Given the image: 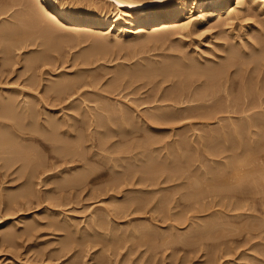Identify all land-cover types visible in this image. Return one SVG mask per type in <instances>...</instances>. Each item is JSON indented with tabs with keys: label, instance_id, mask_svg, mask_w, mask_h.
I'll return each instance as SVG.
<instances>
[{
	"label": "rangeland",
	"instance_id": "374dc122",
	"mask_svg": "<svg viewBox=\"0 0 264 264\" xmlns=\"http://www.w3.org/2000/svg\"><path fill=\"white\" fill-rule=\"evenodd\" d=\"M16 1L19 2L18 3V5H19L21 3L20 1H22V0H15V3H14V0H0V4L2 5V6H0L1 7L0 9H2V8L6 9L8 7L9 8L11 7V11H10L11 15H9L10 14V12H9V14H7L8 15L7 19H5V18L3 20L0 19L3 23L6 20L7 21H11V20L14 21V19H10L13 17L12 12H13L14 17L18 19L17 24H20V20L22 22L23 19L24 20L26 19V17H24L25 16L24 14L26 13V10H25L26 8L25 7L23 8V6L26 3L24 5H22V4L19 5L20 6L19 7L18 5H15ZM34 1H36V0H34ZM75 1H78V0H69V2H74L76 4ZM79 1L82 4L91 5L92 7L96 8V9H101L102 11L108 10V12L110 11L109 12L110 15H113L115 17L120 16V13H118V11H116L117 10L115 8L116 6L112 3L111 0H79ZM260 1H262V0H260ZM263 2H264V0H263ZM263 2H261V3L264 5ZM22 3H24V1ZM232 5L236 6V2L232 3ZM262 7L264 10V6H262ZM113 10H115L114 14H112ZM22 11H25L24 14ZM195 14L199 15V13H196V12H195ZM20 16L21 17L23 16V19L22 18L19 19ZM255 16H257V20H256V18H254ZM255 16H253V18H251L252 17L251 15H250V17L248 16L251 19V22L249 21V23L256 21L257 24L256 23L253 24L252 28L253 29L259 28L260 29L263 25V23H261V22H262V18H264V15L262 14V12H258ZM0 18H2V17H0ZM260 19H261V21H260ZM1 21H0V23L3 24ZM221 21H224V19L223 20L220 19L218 21L215 20L214 22L211 23L212 25L206 24V25L197 26V28L195 27V30L193 28L192 29L193 32L194 31H196V32L193 33V35H191V37L188 36L189 38L187 37V35L185 37L183 33L177 34V32H176V34L174 33V34L170 35L171 39L168 36L169 40L166 38V36H167L166 35L165 37L163 36L164 38H162V37L158 38V36L151 37V38L149 36H143L142 38H136L133 40H129V42L126 41L123 43L121 41L124 46H129L128 47L129 50L132 49L130 47H133V49L135 47L142 49V53L140 50H139L140 52L138 51V54L139 53H141V54H139L138 56L135 55L134 57H129V59H128V51H127L128 48H126V47L124 48V46H122V44L120 42L118 44L119 45L121 44L120 46H122V48H124L125 50L127 49L126 50L127 58L125 57L126 54L124 53L125 52L124 49H122L124 52H122L118 49L117 50L120 51L121 53H124L125 55L124 54L119 55L118 54L119 52H116L117 54L112 53L113 54L112 55L111 51H110V53H108L109 49L106 50V53L104 52L105 51L104 48L99 46V43L102 42L101 40L105 41V39H106V42L108 41L107 38H105L106 36H103L105 33L100 34V33H94L93 32V34H92V32L84 33L85 31H82V32L80 31V33L77 32L78 33L77 36H79L81 34L80 37H78L80 41L78 40L77 37H73V38L68 37L69 39H67V37H66L65 41L63 40L64 38H62V41H64V43H66V44L60 42V43H62V45L61 44L58 45L60 48L57 47L56 50H55L54 44L51 43V44H53L52 45V47H53L52 51L50 50L52 48L50 46V44H49V46L51 48L49 46H44V47L48 48L47 50H45L46 48L43 49L44 51L40 50V49L44 48L41 45L40 46L36 45V46L28 47V48L18 49L15 51L13 48H11L13 50L9 49V51H12L13 53L11 54L9 52L12 55V57L10 56V63L8 65L9 68H8V66L6 68L4 67V69L0 67L1 68L0 71L1 70L4 71V72L3 71L0 72V77H1L0 78V87H2L4 85L5 89L6 88L15 89L17 87L16 88L17 90L20 89V90H24V91H29L25 88L26 83H28L25 81H27L26 79L28 78V76L32 75L33 77H36L35 79H38V83L40 82V87H38V89L33 88V90L29 91V92L31 93L32 96L36 95V97L38 96V94L45 96V98L50 97V99L47 98L48 100H50L49 106L54 105V104H52V103H54L53 99H52L54 97L52 96V93L49 92V90H46V89H49V88H46L47 86L48 87L51 86L50 84L52 82H55L54 80H56L57 83L59 81H61V82L64 81L65 76H66V78L67 77L68 78H71V77L74 78V76L79 75V74L82 76L84 75L83 76L84 80L82 79L83 81H81L82 82L81 86L78 88L79 92L77 91L76 95L73 94L71 96V98L67 100L66 103L64 102V103H61L59 105L55 101V103H57V105L53 106L55 108H51L52 107L51 106L49 108V111H46L44 108L41 107V106H43V103H40V105L37 104L38 108H40L39 109L40 111H46L45 112L46 115H45V113L42 112L43 113L42 117H45L48 114H50L51 116L53 115L52 117L54 118V116L56 117V114H57V116L59 118L58 117L54 118L56 121H57V119H60V121H62V122L65 121L63 124L61 123V126H60L61 128L65 126V128L61 129L59 127V129L61 131L64 130V132L62 131L64 134L61 131L60 132L62 134L57 132L59 129L56 131L58 133L57 134L58 140L60 138L61 140L65 141L66 144L68 142L69 144L67 146H69L72 143L73 144V145L71 144L72 147L77 148L76 150H77L78 156H80L81 158L83 157V159H82V162H78L77 164L76 163H73V164L70 163V164H68V166L66 165V167L68 169L73 167V168H76V170L73 169V171H72V169H70L71 171L70 170L65 171V169H66V167L64 165L65 163L64 164L62 163V159L59 157L58 154H54L55 151H53L52 146H49V148H48V147H43L39 143H36V142H32V141H28V140H25V142H24V140H21L25 146L28 145L30 147H33L38 152L37 155L39 154L40 157L44 153V155H42V157H41V158H43L42 159L43 162L47 161V162H51V163L52 162L57 163V166L55 167L54 170H52V172L50 174L47 173L43 176V178H44L46 175L49 174V176L51 177V175L55 174L54 177L52 176L53 179L51 178V180H49V182H48L49 184H47L48 186L47 185L45 186L44 185L45 183L39 184V182H38V184L35 185V187H34L35 191H36L35 196L37 197L39 195L38 196L39 198L38 197L36 198L34 196L33 197L34 199H31L32 201L30 200V202H29L25 198L22 199L20 197L18 200L16 199L15 201H13L11 203L12 205L11 204L9 205V202L11 201V200H9V198H12L14 196H20L22 194V192L25 191V189H26L24 186L25 179H22L23 177L21 175H19L20 174V170L18 169L19 165L18 166L16 165L18 167V168L16 167L17 169L14 167L11 171H9L8 173H5L6 175H3V176L0 175L1 176L0 177V184L2 185V186L0 185V200H1L0 202H2L4 198H6V197L8 198V199L7 198L4 199V201L7 203L4 202L5 204H3V202H2V204H0V206H2V207H0V264H212V263L213 264H218V263L219 264H264V192H261L264 188L260 189L258 187L256 190L258 191L260 189V192H261V194H260L258 191V193H259L258 194L255 191V186H254L257 184V183H255L256 180L252 181L251 180L252 177H250L251 179L248 177L249 180H251V183H250V181L247 183L248 186H247V184H245V182H244V184H241L243 181H246L247 176H246V179L242 178V179H244L243 181L241 179V181H242L241 183L236 182L235 184H232L234 186H232V187L230 186L231 190L229 188L226 192L223 191V189H222V185H223L222 182H219V181H221L220 178L225 177L224 175H229V174L235 175V172L232 173L231 171L227 170V172L228 171L230 172V173L228 172L229 173L228 174L226 172V167H225L226 165L227 166L230 165L229 168L227 167L228 169H230L231 166H232L231 168H237L239 166V165L237 166V164H235L233 162H232L233 164L232 163L230 164V162H231L230 158H232L231 156L233 154L237 158L240 155H241L240 156L241 158L242 157L245 158V161H246L245 164L247 167H245V164H244V167H242V169H246L247 172H249V169H251L250 170V171H252L251 173L256 172L257 168L256 169L254 168L256 166L255 164H258V162H260V161L262 163H264V150H263L264 147H263V149H261L262 146H264V145H261V144H264L263 143L264 141L260 144L255 139H253V141H252V139L250 137V135L252 137H254V135L256 136V134L258 133L256 127H258L259 125H256V124L259 121H262V122L264 121V120H262L263 119L262 116L264 115V109H263V107H264V90L261 89V91L259 93V95H261L260 99H259V97L257 98V96H256V100H260V101H259V104H257L258 101H257V103L255 102V104H257V106H258L257 109H255L256 105L255 104L253 105L254 111L252 110V107H251L250 111L247 110L249 113H247V111H246V114L245 113L243 114L242 110L239 111L236 109H231L230 110L231 114H229V112H226V114H225V112H224V114H220L219 117L220 118L223 117L222 119H224L225 121L221 120L222 122L219 121L218 123L214 122V121H210L209 124H212V125H210V127H208L209 124H206L207 122L204 123L203 121H201V119H199L198 116L196 115L197 113L192 114V115H189V114L181 115L183 112L182 113L176 112V115H175V113L173 114L172 111H169L168 112L169 115H167V112L164 111V109L165 108L167 109V106L169 105L168 109H167V110H169V108H171V104L168 102H166V103L162 102V104H161V102L160 103H157V101L154 102L155 100L153 99V96L155 94H157L155 92L160 90L159 91L160 93L158 92V96H160V95L164 94V91L165 92L170 91L172 89L171 85H174L175 81H171L172 83L170 81L165 82V83H167L166 85L165 84H163V85L161 84V86L158 85L159 90L156 87L157 86L156 82L155 83L153 82L154 83L153 84L152 82L148 83V82H144L142 80H134L133 82H131V81H127V80L122 79L123 81L120 80L121 83L120 82L116 83L117 86H116V84L114 86H112V85L110 86V82L114 81V79L118 76V75H115V74H118V73H116L117 71H121V72H119V75L122 72L125 74L126 70H127L126 73L131 72L133 70V69L131 70V68H132L131 66L135 67V65H138L137 63L140 64V62L144 63L142 65H146V64L151 65V62H154V61L160 62L161 59H162V61H165V59L168 58L167 54H169V53L171 54L172 51H174L172 53L173 54L172 56H173V59H175L174 56L176 57L177 55H179L178 53L181 52L180 50H182V52H184L187 49L185 51V54L187 53L189 55H190V53H188L189 51L190 52L195 51L197 53H201V52L205 53L206 51L210 50V51H212V53L210 51L208 53L213 55L214 54L213 51L214 50L217 51V50L215 48H214V50H212L211 47L213 48L216 44H217L216 45L217 48L218 47L224 48V45H221V44H225L226 42L230 43V45L232 46V44H234L232 42L233 41L232 36L238 31V29H234V28H239V27L236 26V24L233 25V27H231L229 25L227 26L225 21L224 22H221ZM243 22H242V25H243ZM1 24H0L1 27L6 25V23H4V25H1ZM245 24H248V20L244 23V25ZM7 25H8V22H7ZM7 25L4 27H7ZM9 26L13 30H18L17 27L19 25L18 26L16 25L17 27L14 25V27L16 29L12 25H9ZM1 27H0V30H1ZM4 27H2V29ZM10 27H8V28H10ZM231 28L234 30V33H233V31H229ZM5 30H7V28H4V30H1V31H3L5 38H3L4 36L2 35L3 33L1 32L2 37H0V42L3 41L2 40V38H3V39H5L4 40L5 43H7V41H8L7 45L9 46L10 45L9 44L10 43V41H9L10 36H8L9 38L6 39L7 35H8V31L5 33ZM67 32H68V30H67ZM69 32L72 33V31H69ZM73 35H74V33H73ZM91 35L92 36L94 35V36L90 37ZM74 36H76V35H74ZM101 36H103L104 38ZM18 37H19V35H18ZM143 38L144 39L146 38L147 40L146 39L144 40ZM153 38H157V39H153ZM213 38H215V39H213ZM260 38L263 40L264 36H261ZM99 39H100V41H98ZM67 40H70V41L68 42ZM95 40L97 41L96 46H95V42H96ZM166 40H168V41H166ZM144 41H145V44L143 45ZM147 41H148V43H147ZM224 41H226V42H224ZM4 42H1L2 44L0 43V53L2 52L1 49H4V47H2ZM106 42H104V43L102 42V44H105ZM231 42H232V44H231ZM183 43H184V45H183ZM102 44H100V45H102ZM141 44H142V47H141ZM180 44L183 45V47ZM4 45H6V44H4ZM219 45H221V46H219ZM227 45H229V44H227ZM227 45L225 44V47ZM179 46L182 47V48H180V50H179ZM186 46H187V48H186ZM96 47H98V48H96ZM143 47H144V49H143ZM100 48L104 52L102 56L100 55L102 53L100 51ZM58 49H59V51H58ZM48 50L51 51V53ZM177 50H178V53H176ZM42 51L44 53H45V51H46V53L49 52L48 54L50 56L49 55H46V56H49V58H50L49 62L51 64H49V62H48V63H45V65H44V64H42L44 62H42L41 63L42 65H41L38 62L40 65L37 64V66L39 65L38 68L35 66L37 69L34 67V69H35L34 71L32 70L33 68L32 69L29 68L31 70H28L27 68L30 67V64H27V61L30 58L34 57L38 52H39V54H42ZM27 52H28V54H27ZM87 52H88V54L92 53L94 57L92 56V54H91V56H89L87 54ZM4 53L5 52L3 50V54H0V57H1L0 59H2V57H4L3 59H5L6 57L9 58V56H7ZM34 53H35V55H34ZM215 53H217V52H215ZM86 54H87V56H86ZM170 54H169V56H171ZM1 55H3V56H1ZM123 55H124V57H123ZM166 55H167V57H166ZM51 56H53V59H51L52 58ZM90 57H91V59H89ZM86 58H88L89 61ZM131 58H133V59H131ZM170 58L171 57H169L166 60L169 61ZM11 59H13V61ZM173 59L171 58V60H173ZM6 60H7V58H6ZM51 60H53V61H51ZM85 60H87V61H85ZM3 61L4 60H1L0 64ZM145 61H148V63L145 64ZM153 64H155V63H153ZM11 65H13V66H11ZM122 66H123V68H121ZM119 68L122 70H117ZM126 68H129V69H126ZM124 69H126V70H124ZM10 72H11V74H10ZM8 75H10V76H8ZM60 76L62 77V79ZM261 76L263 78V75H261ZM37 77H39V78H37ZM85 77L88 79L87 81H85L86 80ZM49 80H51V82ZM95 80H97V81H95ZM146 83H147V86L145 85ZM91 84H92V86H91ZM106 84L109 86H107ZM155 84H156V86H155ZM143 85H145V86H143ZM153 86L155 89L153 88ZM160 87H161V89H160ZM169 88H170V90H169ZM151 90L153 92H150ZM192 90H195V88L193 87ZM161 91H162V93H161ZM46 95H48V96H46ZM50 95L52 96V98ZM151 97H152L153 101H152V99H150ZM232 97H233V95H232ZM34 99L36 100V98H34ZM34 99H32V97H30L28 100H30V102H32V104L33 103L36 104L34 102L35 101ZM20 100H22V97H20ZM145 100L149 101V102H146ZM116 101H117V103H116ZM102 102H103V104L105 103L104 106H103V104H101ZM118 102L121 103L120 107L122 106L123 110L125 109L124 111H126V109L128 110L130 107L132 108V109L128 110L129 114L127 113V115L129 116V120L131 121V125H130L131 127H129L130 129L129 128L126 129L127 132L124 130L126 127H123V125L120 123V121L118 119L116 121V122H118L117 125L113 126L114 118L111 119L112 116L110 115V113L113 112V114L114 113L117 114V111L120 108L118 106ZM112 103H113V105H112ZM126 103L129 105L128 106L129 108H126L127 107ZM164 104L165 105L167 104V106H165L163 108L161 107L160 109H163L164 112L162 111V113L166 114V116L164 115V117H166L165 119H167L169 122H162V123L153 122V120L151 119V115L152 116L154 115L155 118H157L158 115H159V117L161 116V114H160L161 110H159V111L157 110L158 111V113H157V111L155 112V110H156L155 108H157L159 106H164ZM69 105H71V106H69ZM73 105H74V107H73ZM153 105H155V106H153ZM259 105H260V107H259ZM106 106H108L109 108H107ZM117 106L119 107L118 109L116 108ZM104 107H106L107 109ZM181 107H183V106H181ZM87 108H88V111H87ZM122 108H121V110H122ZM50 109L53 110L52 112H54V113L56 112V114L50 113V111H51ZM111 109H112V111L109 112V110H111ZM157 109H159V108H157ZM113 110H115V111H113ZM152 110H154V111H152ZM232 110L234 111V113H232ZM106 111H108V112L105 113ZM134 111H135V113H134ZM47 112H49V113H47ZM153 112L155 114H153ZM236 112H240L242 114H239ZM250 112H251V114H250ZM131 113H132V116L134 118H131L132 117V116H130ZM96 114H97V116H96ZM259 114H261L262 116L261 115L259 116ZM50 115L48 117H51ZM188 115L190 116L191 119L189 118ZM139 116H140V119L138 120ZM176 116H177L178 120H177ZM178 116H180V117H178ZM251 116L254 119L251 118ZM228 117H230V118L228 119ZM241 117H242V119H241ZM259 117H261L262 119L259 120ZM245 118L247 119L246 120L247 124H246V122H244ZM135 119H136V121H135ZM147 119H149V120H147ZM249 119H251V120L253 119L252 121L256 120L255 121L256 122V124H255L256 130H254L255 129L254 127H251V128L249 127V125H248ZM141 120L144 123L147 121L146 124L149 123V125L151 127L156 126V128H161V131L156 132V133L150 132L149 128L145 124H143L141 122ZM251 120H249V122ZM58 121H57V123L60 122V121L59 122ZM175 121H176V123H175ZM136 122L139 124H137ZM241 122H242L243 126L241 124H239ZM262 122H260V124ZM82 123H83V125H82ZM84 123H86V124H84ZM119 123H120V125H119ZM158 123H160V125ZM213 123H215V124H213ZM230 123H232V127L230 126ZM233 123H235L236 124L235 126H237V128H239V129L234 127ZM92 124H93V126H92ZM94 124H96V125H94ZM205 124H206V126H205ZM227 124H228V126H227ZM262 124H264V122ZM66 125H68V126H66ZM106 125H108V126H106ZM142 125L145 126V130H143L144 126L142 127ZM219 125H221L222 127ZM103 126L106 129V131L103 130L104 129ZM118 126L120 129H118ZM223 126H224V128H223ZM229 126L232 130L229 129ZM114 127L117 129L115 130ZM139 127H141V128H139ZM220 127L223 128L224 130L221 129ZM68 128L70 130L73 128L71 130L72 132L68 131L69 130ZM213 128H215L214 131H213ZM225 128L228 130V132L225 131L226 130ZM235 128H236V132L237 131H239V132L236 133L234 130ZM133 129H135V130H133ZM140 129H142V130H140ZM216 129H218L219 134L223 130V132H221V134H220L221 135L220 138L218 137L219 134L217 133ZM258 129H259V127H258ZM260 129H262V128H260ZM260 129H259V134L261 133L264 136V129H262L263 131H260ZM148 130L150 133L149 132L147 133ZM230 130H231V133H230ZM65 131H67L66 132L67 134L65 133ZM110 131L112 133H110ZM244 131H246V133ZM68 132H71V134ZM206 132H208V133H206ZM211 132H213V133H211ZM124 133L127 134L126 137H124L126 135ZM151 133L152 134L155 133L156 135L155 134L154 135L157 136L156 138L158 139V141L160 140V143H158V146H157V144H155L156 147H155V145L152 146V144H150V142L145 141L146 137ZM157 133H159L158 134L159 136L157 135ZM239 133H241L240 134L241 136L239 135L241 138L236 135ZM253 133H255V134L253 135ZM232 134H233V136H232ZM234 134L236 135L237 138L234 137L235 136ZM60 135H61V137L63 136V139L60 137ZM225 135H227V138H228L227 140H226ZM55 136H56V134H55ZM105 136H107V137L113 136V137L111 139L106 137V139H105ZM185 136H186V138H185ZM211 136L214 137V139L213 138L211 139L210 138ZM224 136H225V139H222V138H224ZM79 137H81V138H79ZM56 139L54 137L53 141H55V143H59L58 140L56 142ZM184 139H185V141L187 139V142H183V144H184V147H183L182 141H184ZM178 140L181 142V145H180V142H178ZM219 140H221V141H219ZM228 140L231 143H233V145L235 144L234 147L231 143H229ZM217 142H218V144H217ZM220 142H222V143H220ZM79 143L81 144V146ZM138 143H140L141 145H143V144L147 145V143H148L149 146L144 145V147L143 146L141 147V145L139 144L141 149L139 147V150H138L136 148L138 146ZM241 143H242V145H241ZM257 143H259V144L257 145ZM134 144H135V146H134ZM185 144H186V146H185ZM222 144L225 147L221 146ZM165 145H166V147H165ZM133 146H134V149H132ZM210 146H211V148H210ZM228 146H229V148H228ZM219 147H221V150ZM232 147L233 148L236 147V149H239V147H240V149L236 150V149H233ZM123 148H125V149H123ZM128 148L130 149V151L131 150L132 151L134 150V151L133 152L131 151L132 152L131 153L128 150L130 152L129 153V152H127ZM143 148H145V149H143ZM156 148H158V149H156ZM212 148L215 151H212ZM249 148H250V150H249ZM251 148H252L253 152H252ZM148 149L151 153L153 152L152 155L148 151ZM174 149H176V150H174ZM178 149L181 151H179ZM182 149L184 151H182ZM229 149L232 152V155H231V152L229 151ZM258 149L261 151L263 150L262 154L260 153V151H258ZM105 150H107V151H105ZM177 150L180 153H178ZM223 150L225 151V153ZM232 150L233 151L235 150V152H233ZM140 151H141L142 155H144V151H145L146 154L149 153L151 157L154 156L153 161H151L152 159H149V157H150L149 154L147 155V157L149 156L148 158L146 157V154L144 156L145 158L143 156H141ZM207 151H209V152H207ZM226 151H227V153H226ZM249 151L252 153H250ZM49 152H51V153H49ZM122 152H124V153H122ZM219 152H220V154H219ZM168 153H170L171 155H169ZM206 153H208V154H206ZM210 153H212V155H216V156H212ZM235 153L237 155H235ZM247 154H248V156H247ZM118 155H120V156H118ZM178 155H180L181 158ZM217 155H218V157H217ZM220 155H221V158L219 157ZM244 155H246V156H244ZM254 155L256 156V158ZM168 156H170V157L168 158ZM54 157H55V159H54ZM136 157H137V159H135ZM155 157L157 158V160H155L156 159ZM235 157L232 159H235ZM246 157H248V158H246ZM56 158L59 160H56ZM105 158L107 160H105ZM113 158H117V159L115 160ZM128 158H130V159H128ZM132 158H133V160H132ZM176 158H177V160H176ZM178 158H180L179 159L180 161L182 160L181 161L182 163H180ZM200 159H202V160H200ZM139 160H140V162H139ZM248 160H251V161H248ZM148 161H150V162H148ZM183 161H185V162H183ZM225 161H226V164H225ZM232 161H234V160H232ZM146 162H147V166H146ZM155 162L157 163V165L159 167L157 165H154V164H156ZM178 162L180 163V165H178L179 164ZM220 162L222 163V165L219 164ZM228 162H229V164H227ZM118 164L120 167L118 166V168H117L116 166ZM113 165H116V166L114 167ZM215 165H217V166L214 168ZM258 165H257V167L259 169L264 164L263 165L260 164L262 166H260V165L258 166ZM70 166H72V167H70ZM220 166L221 167L224 166L225 168H221ZM57 167H58V169H57ZM83 167H84V169H83ZM113 167L117 169V170L115 169L114 171L121 173V174L117 173L115 175L116 172L113 171ZM126 167L127 168L129 167L128 170L130 172L125 169ZM137 167H138V169H137ZM154 167H155V169L153 170ZM186 167H187V169H186ZM141 168L144 171L145 170L148 171L149 168H151V169H149V172H147V171L144 172V171H142ZM90 169L92 171H90ZM258 169H257V171H258ZM94 170H95V172H94ZM212 170H214V171H212ZM80 171H82V172H80ZM124 171H125V173H123ZM126 171L128 173H126ZM215 171H217V172H215ZM219 171H221V172H219ZM88 172H89V177H88L89 179L87 178L88 181L86 180V183L84 184V185H86V187L84 185H82V187L77 188V190L73 189V192L71 189H69V190L66 189V191H65V189L64 190L57 189L56 182L61 181V178H63V177L64 178H67V177L71 178V177H74L76 175L78 176V175H83V174L86 175ZM90 172L92 174H90ZM207 172H208V174H207ZM210 172L212 174H209ZM244 172H246V171H244ZM1 173H3V172H1ZM130 173L134 174L133 177H135V176L136 177L133 178L132 175L130 176L131 178H133V181H132V179H128V180H130V185H124V184H123V186L121 185L123 189H120V190L122 192L119 190V188L121 186H119L118 189L109 190L108 188L111 187L110 186L111 183H110L109 187L108 188L106 187L108 185L107 183L112 181V180H110V179H112L111 177H113V179H115V178L120 179L122 177L127 178V177H129L128 175H130ZM140 173L143 175H141ZM145 173L148 175H150V173H151L152 175H150V177H148V175L145 176ZM222 173H224V174H222ZM111 174L112 175L114 174L115 177H114V175L111 176ZM161 174L163 176H161ZM197 174H198V176L196 179L195 176ZM237 174H238V172H237ZM120 175L122 177H120ZM202 175H203V177H202ZM218 175L220 177H217ZM240 175H243V173L239 174L237 176H240ZM244 175H246V174H244ZM152 176L155 179L159 177L158 181H157V179L155 180L156 183H158L157 185L155 184V186H153V185L151 186L149 184L144 185V183L141 184V182H137V178L139 181V177H141L140 179H145L146 177L151 178ZM200 177H202V178H200ZM214 177H216L215 180H214ZM231 177H232V175H231ZM203 178H205V179H203ZM210 179H212L213 182ZM216 180L219 182V184ZM87 183H88V185H87ZM237 183H239L240 186L239 185L235 186ZM206 184L209 186H207ZM215 184L218 185V186L216 185V188L211 187V186H215ZM241 185L242 186L246 185V186L242 187ZM219 186H221V187H219ZM257 186H258V184H257ZM16 187H18V189ZM159 187H161V188H159ZM210 187H211L212 191L214 189L213 192L210 190ZM105 188H107V190H109V191L105 190ZM167 188H168V190H167ZM207 188L209 189V194L211 191V193H212L211 195L208 194ZM232 188H234L235 191ZM249 188H250V190H249ZM102 189L104 190V192H106V191L107 192L104 193ZM200 189H201V191L203 190V192H205V193L201 192ZM19 190H20V192H19ZM74 190H76V191H74ZM215 190H217L218 192ZM59 191H61L62 193ZM110 191L111 192L113 191V193H111ZM199 191H200V193H203L204 195H200L198 193ZM243 191H245L246 193ZM108 192H110V193H108ZM221 192L222 193L224 192V193L222 194ZM115 193H116V195H115ZM145 193H147V194H145ZM178 193H180V194H178ZM230 193L232 194L233 198L230 196L231 195ZM70 194H72V195H70ZM237 194H239V195H237ZM73 195H75V196H73ZM111 196L112 197L117 196V197H113L115 199L114 200ZM145 196H146V198H145ZM47 197H49V199H47ZM167 197H169V198H167ZM227 197H229V198H227ZM51 198L56 203V206H54L55 203L53 201L51 202V200H50ZM142 198H143V201H142ZM158 198H159V200L157 201ZM134 199H136L135 200L136 202L139 200L138 205L142 204V205H140L141 208L137 204H135L129 210L124 211L122 208H120L122 210L118 211L119 213L117 212V210L119 208L118 207L115 208L116 206L120 205V207H121V204L125 203V202H127L126 204H129L130 202H133ZM111 200H113V202ZM128 201H129V203H128ZM152 201L153 202L155 201V202L153 203ZM225 201H227V202L225 203ZM16 202H17V206H16ZM18 202H21V203H18ZM168 202H170V203H168ZM218 202H219V204H217ZM13 203L15 205H13ZM197 203H198V205H197ZM236 203H239V205H237ZM20 204H23L24 206L20 205ZM50 204H52L53 206H49ZM242 204H243V206H242ZM7 205H9V211L6 210V208H8ZM110 205H112V206H110ZM229 205H230V207H229ZM135 206H137V208H135ZM163 206L166 208L162 209ZM10 207L12 208V210ZM143 207H145V208H143ZM46 208H49V209H46ZM105 208H106V210H104ZM237 208H239V209H237ZM98 210H99V212H98ZM112 210L114 212H117L116 216H114V217H116L115 222L120 223L119 225H116L117 223L112 221V220H114V219H112L113 218L112 215H114V214H112V213H114V212H112ZM6 211H8V213ZM104 211H106V212L104 213ZM121 211H122V213H120ZM92 212H94V213H92ZM107 212H111V214H112L111 215L112 217H110V220L109 219H103L107 216ZM125 212H127V214ZM134 212H136V213H134ZM92 214H94L96 216H94V217L90 216ZM120 214L121 215L123 214V216L125 218L122 217ZM4 215H5V218H4ZM2 216L4 219L3 218L1 219ZM51 216L52 217L54 216V220H56V221H54V223L52 221V223L54 225L56 222V224H57V225L55 224L56 226L54 225L52 227L51 222H49L50 220H53V218L50 219ZM101 218L103 219V221ZM107 218H109V217L107 216ZM9 220H11L12 222L9 224L6 223V224H8V226H7L4 222L9 221ZM99 220H101V222ZM13 222H14V224H13ZM47 222H49L50 224ZM100 223H101V226L102 225H104V226L101 227ZM86 224H88V225H86ZM92 224H94V225L96 224L95 225L96 228ZM109 226L112 228H110ZM14 227L16 228V231H15ZM32 227L33 228L35 227V230ZM88 227H92V228H88ZM108 227L110 230L106 229ZM12 228H14V229L12 230ZM69 228L72 229L73 232ZM176 228H178V229H176ZM246 228H247L248 232L246 231ZM111 229H112V231H111ZM10 230L13 231L12 234L14 235L13 236V239H15L14 242H13V239L8 240L6 238L7 235H5V234L11 233ZM69 230L72 232L73 237L69 234V233H71V232H68ZM87 230L90 232H91V230L92 231L93 230H97V231L99 230L98 233H97V231H93L92 237H94L96 239V241H98V239H99L97 237H99V236H100V238L103 237L102 239L99 240V241H103V242H101L102 244L98 241V243L101 245H99V244L97 245V243L95 241H93V238H92V239H90V241L92 242V244L94 242L96 244V246H94V244L92 245L88 241L90 243V245L93 247L92 249H91V246L88 247L89 243L87 245V244H85V242H83V244L81 245V242H82L81 240L83 237V236L81 237V235L85 234L87 237L89 236L88 235L89 233H87L88 232ZM7 231H8V233H7ZM14 232H15L17 237L15 236ZM22 232H23V234H22ZM31 232H32V234H31ZM109 232H111V233H109ZM25 233H28V234H25ZM94 234L95 235L97 234V235L94 236ZM78 236H79V238H78ZM30 237H32V238H30ZM67 237H69L68 240H67ZM104 237H106V238H104ZM71 238L74 239L75 243H74V241H72ZM83 238H86V237L84 236ZM86 240H88V238ZM60 242H62V243H60ZM76 242H78V244H76ZM73 244H75V245H73ZM81 246H84V247H81ZM110 247H112V248H110ZM87 248L90 250H87ZM79 249H82V250H79ZM80 251H82V252H80ZM233 251H235V252H233Z\"/></svg>",
	"mask_w": 264,
	"mask_h": 264
},
{
	"label": "bare ground",
	"instance_id": "6f19581e",
	"mask_svg": "<svg viewBox=\"0 0 264 264\" xmlns=\"http://www.w3.org/2000/svg\"><path fill=\"white\" fill-rule=\"evenodd\" d=\"M24 1V3H22ZM34 0H22V1H20L21 3L19 4V5H24L25 3V5L23 6V8L25 7L26 9V13L24 14V12L25 11H22L23 12V14L25 15L24 17H26V19L24 20L23 19V16L21 17L20 16V18L19 19H23L22 20V22H21V20H20V24H17V21H18V19L17 18H15L14 17V15H13V12H12V18H10V19H14V21H7L8 22V25H7V22L5 21L4 23H6V25H7V27H4V26H6V25H4V23L3 24H1V25H4V26H2V27H4V28H7V30H5V33L8 31V35H7V38L6 39H8L9 37L8 36H10V45L8 46L7 44H8V41H7V43H5L4 42V40L5 39H3V38H5V35H4V33H3V31H1V30H4V28L2 29V27H1V30H0V35L2 34L4 37L2 38V40L3 41H1V42H4L3 43V45L4 44H6V45H2V47H4V49H1L2 50V52L0 53V54H3V50H4V54H6L7 56H9V58L8 57H6L7 58V60H6V58L5 59H3L4 57H2V59H0V61L1 60H4L3 62H1V64H0V67L1 68H3L4 69V67L6 68L8 65H9V63H10V56L12 57V51H9V49H11V48H13L14 49V51L15 50H18V49H23V48H28V47H31V46H42V47H44V46H49V44H50V46L52 47V45L54 44V47H55V50L57 49V47L58 48H60L58 45H62V43H64V41H65V38L67 37V39H69V38H73V37H80V35L79 36H77V34L78 33H80V31L82 32V31H85L84 33H89V32H92V34H93V32L94 33H100V34H103V33H105L103 36H106L105 38H107V42H106V39H105V41H103V40H101L103 43L104 42H106L105 44H102V42L101 43H99V46H101V47H103L104 48V52L106 53V50L107 49H109V52L108 53H110V51H111V54L112 53H116V52H119L118 54L119 55H122V54H126V50L124 49L125 47L126 48H128L129 46H124L123 44H122V42L124 43V42H129V40H133V39H136V38H142L143 36H149L150 38L151 37H155V36H158V38L159 37H162V38H164L166 35V38L169 40V37H170V39H171V36L170 35H172V34H176V32H177V34H180V33H183L184 34V36L186 37V35H187V37L189 36V37H191V35H193V33H195L196 31H194L193 32V28H194V30H195V27L197 28V26H201V25H206V24H211L212 22H214L215 20H223L224 19V21L226 22V25L228 26H231V27H233V25H235L236 24V26H238L239 28H234V29H238V31L232 36V42L234 43V44H232V42H231V44H232V46L230 45V43H227L226 41H224V42H226L225 44L227 45V44H229V45H227L226 47H225V44H221V45H224V48H222V47H218L217 48V44L212 48L211 47V49L212 50H214V48L217 50V51H215V52H217V53H215L214 51H213V55L212 54H210V53H208L210 50H208V51H204L205 53H203V52H201V53H197V52H188V53H190V55L189 54H185V51L187 50H185L184 52H182V50H180V48H182L183 47V45H184V43H183V45H181L182 47H180L179 46V50L181 51L180 53H178V50H177V52L176 53H178L179 55H177L176 57L174 56V58L175 59H173V52L174 51H172L171 52V56H169V54H167L168 55V58L169 57H171L173 60H171V58L169 59V61L168 60H166V59H168V58H166L165 59V61H162V59H161V61L160 62H151V65H147L146 63H148V61H145V64L146 65H142V64H144V63H141L140 62V64L139 63H137L138 65H135V67L134 66H131L132 68H131V72H129V73H126L127 72V70L126 69H129V68H126V69H124V70H126V72H125V74L122 72L120 75H119V72H121V71H117L116 73H118V74H115V75H118L115 79H114V81H112V82H110V86L112 85V86H114L116 83H118V82H120V80H122V79H124V80H127V81H131V82H133L134 80H142V81H144V82H156V84H157V86H156V84H155V86L157 87V89L159 90V87H158V85H160L161 86V84L163 85V84H167V83H165V82H171V81H175L174 82V85H171L172 87V89L170 90V88H169V90L170 91H167V92H165L164 91V94H162V95H160V96H158V92L160 91H157V92H155V93H157V94H155L154 96H153V99L155 100L154 102H156L157 101V103H160L161 102V104H162V102L163 103H166V102H168V103H170L171 104V108H169V110H167L168 109V106H167V104L165 105L164 104V106H159V107H157V108H159V109H157V108H155L156 110H155V112L158 110H161V116L159 117V115L157 116V118H155L154 117V115L152 116L151 115V119L153 120V122H160V123H162V122H169L167 119H165L166 117H164V115L166 116V114H163L162 113V111H163V109H160L161 107L163 108V107H165V106H167V109L165 110L164 109V111H166L167 112V115H169V111H172V113L174 114L175 113V115H176V112L178 113V112H180V113H182L181 115H185V114H189V115H192V114H195V113H197L196 115L198 116V118L199 119H201V121H203L204 123H206V124H209L210 123V121H214V122H219V121H223L224 119H222L223 117H219L220 116V114H224V112H225V114H226V112H229V114H231V112H230V110L231 109H236V110H242L241 112L244 114H246V111L247 110H249L250 111V108L252 107V110H253V105L255 104V102L257 103V101H258V103L257 104H259V101L260 100H256V96H257V98L259 97V99H260V97H261V95H259V93H260V91H261V89H263L264 90V39L262 40L260 37L261 36H264V18H262V22L261 23H263V25H262V27L259 29V28H255V29H253L252 28V26H253V24H255L256 23V21H253L252 23H249V21L251 22V19L249 18L250 17V15L252 16L251 18H253V16H255L258 12H262V14L264 15V10H263V7L262 6H264L261 2H263V0L262 1H260V0H111L112 1V3L116 6L115 8L117 9L116 11H118V13H120V16L119 17H115V16H113V15H110V11L108 12V10L107 11H102L101 9H96V8H94V7H92L91 5H86V4H82L79 0L78 1H75L76 2V4L74 3V2H69V0H36V1H34ZM236 2V6H233L232 5V3H235ZM14 3H15V0H14ZM18 1H16V4L15 5H18ZM264 3V2H263ZM18 5V6H19ZM0 6H2L1 4H0ZM7 6V5H6ZM17 7V6H16ZM20 7V6H19ZM1 8V7H0ZM9 8V7H8ZM8 8H2V9H0V17H2V18H0V19H7V17H8V15L7 14H9V12L11 11V7L8 9ZM114 11L115 10H113V13L112 14H114ZM195 12L196 13H199V15L197 16L196 14H195ZM116 13V12H115ZM9 15H11V12H10V14ZM19 16V15H18ZM17 16V17H18ZM249 16V17H248ZM258 16V15H257ZM257 16H255L254 18H256V20H257ZM259 17V16H258ZM28 18V19H27ZM30 18V19H29ZM223 18V19H222ZM9 19V18H8ZM248 20V24H245L244 25V23L246 22V21ZM224 21H221V22H224ZM244 21V22H243ZM260 21H261V19H260ZM242 22H243V25H242ZM218 24V23H217ZM216 24V25H217ZM221 24V23H220ZM257 24V23H256ZM9 25H12L13 27H14V25L18 28V30H13V29H11V27L9 26ZM207 25V26H208ZM212 25V24H211ZM224 25V24H223ZM225 25V26H226ZM257 26V25H256ZM259 26V25H258ZM8 27H10V28H8ZM224 27V26H223ZM15 28V27H14ZM209 28V27H208ZM227 28V27H226ZM16 29V28H15ZM67 30H68V32H67ZM197 30V29H196ZM229 30V29H228ZM69 31H72V33H70ZM199 31V30H198ZM229 31H233V33H234V30L231 28ZM2 32V33H1ZM78 32V33H77ZM73 33H74V35H76V36H74L73 35ZM224 33V32H223ZM222 33V34H223ZM229 33V32H228ZM83 34V33H82ZM2 35L0 36V37H2ZM18 35H19V37H18ZM84 35V34H83ZM196 35V34H195ZM17 36V37H16ZM94 36V35H93ZM92 35L90 36V37H93ZM103 36H101V37H103ZM164 36V37H163ZM169 36V37H168ZM69 37V38H68ZM89 37V36H88ZM188 37V38H189ZM62 38H64L63 40L64 41H62ZM100 38V37H99ZM104 38V37H103ZM165 38V39H166ZM81 39V38H80ZM85 39V38H84ZM95 39V38H94ZM144 39V38H143ZM146 39V38H145ZM144 39V40H145ZM153 39H157V38H153ZM213 39H215V38H213ZM223 39V38H222ZM75 40V39H74ZM78 40H79V38H78ZM82 40V39H81ZM93 40V39H92ZM139 40V39H138ZM147 40V39H146ZM168 40H166V41H168ZM227 40V39H226ZM229 40V39H228ZM68 42L70 41V40H67ZM80 41V40H79ZM78 41V42H79ZM96 41V40H95ZM98 41H100V39L98 40ZM122 41V42H121ZM163 41V40H162ZM171 41V40H170ZM182 41V40H181ZM223 41V40H222ZM230 41V40H229ZM0 42V43H1ZM39 42V43H38ZM60 42H62V43H60ZM121 43L122 44V46H124V48H122V46H120L118 43ZM221 42V41H220ZM51 43H53V44H51ZM96 43H97V41L95 42V46H96ZM131 43V42H130ZM147 43H148V41H147ZM182 43V42H181ZM2 44V43H1ZM64 44H66V43H64ZM94 44V43H93ZM100 44H102V45H100ZM145 44V41H144V43H143V45ZM187 44V43H186ZM199 44V43H198ZM197 44V45H198ZM92 45V44H91ZM221 45H219V46H221ZM49 46V47H50ZM94 46V45H93ZM50 47V48H51ZM141 47H142V44H141ZM39 48V47H38ZM41 48V47H40ZM46 47H44V48H42V49H40V50H43V49H45ZM96 48H98V47H96ZM95 48V49H96ZM102 48V49H103ZM130 48H132L131 50H129V48H128V59H129V57H134L135 55H139V54H141L142 53V49L140 48H137V47H135L134 49H133V47H130ZM146 48V47H145ZM186 48H187V46H186ZM204 48V47H203ZM222 48V49H221ZM13 49H11V50H13ZM35 49V48H34ZM48 48H46L45 50H47ZM52 49H53V47L50 49L51 51H52ZM120 50V51H122V52H124L122 49H124L125 50V52L124 53H121L120 51H118V50ZM143 49H144V47H143ZM185 49V48H184ZM196 49V48H195ZM117 50V51H116ZM141 51V53H139L138 54V51ZM197 50V49H196ZM202 50V49H201ZM36 51V50H35ZM44 51V50H43ZM42 51V54H39V52L35 55V53H34V57H32V58H30L28 61H27V64H30V67H28L27 69L28 70H31L32 68V70L34 71L35 69H34V67L36 66L37 68L39 67V65L42 63V62H44V63H42V64H44L45 65V63H48L49 62V52L51 53V51H49L48 53H46V51H45V53ZM58 51H59V49H58ZM57 51V52H58ZM93 51V50H92ZM100 51L102 52H100L101 54V56L103 55V51L101 50V48H100ZM139 51V52H140ZM11 54H10V53ZM55 52V51H54ZM53 52V53H54ZM96 52V51H95ZM211 53H212V51H210ZM30 53V52H29ZM33 53V52H32ZM90 53V52H89ZM193 53V54H192ZM27 54H28V52H27ZM26 54V55H27ZM39 54V55H38ZM87 54H88V52H87ZM87 54H86V56H87ZM92 54V53H91ZM91 54H88L89 56H91ZM117 54V53H116ZM124 54V55H125ZM192 54V55H191ZM32 55V54H31ZM46 55H49V56H46ZM52 55V54H51ZM113 55V54H112ZM124 55H123V57H124ZM167 55H166V57H167ZM209 55V56H208ZM1 56H3V55H1ZM92 56H93V54H92ZM110 56V55H109ZM136 56V57H137ZM52 58L51 59H53V56H51ZM57 57V56H56ZM94 57V56H93ZM126 58H127V54H126V56H125ZM165 57V56H164ZM1 58V57H0ZM83 58V57H82ZM103 58V57H102ZM85 59V58H84ZM88 61H89V59H91V57L88 59V58H86ZM131 59H133V58H131ZM12 61H13V59H11ZM87 60H85V61H87ZM146 60V59H145ZM164 60V59H163ZM51 61H53V60H51ZM143 61V60H142ZM152 61V60H151ZM40 64H39V63ZM144 62V61H143ZM153 63H155V64H153ZM25 64V63H24ZM37 64H39L38 66H37ZM41 64V65H42ZM49 64H51L50 62H49ZM47 65V64H46ZM11 66H13V65H11ZM126 66V65H125ZM137 66V67H136ZM139 66V67H138ZM35 67V68H36ZM127 67V66H126ZM134 67V68H133ZM0 68V69H1ZM8 68H9V66H8ZM7 68V69H8ZM29 68H31V69H29ZM36 68V69H37ZM121 68H123V66L121 67ZM117 70H122V69H117ZM1 71H3V70H1ZM0 71V72H1ZM116 71V70H115ZM4 72V71H3ZM12 72V71H11ZM11 72H10V74H11ZM80 73V72H79ZM263 73V74H262ZM2 74V73H1ZM45 74V73H44ZM3 75V74H2ZM31 75V74H30ZM261 75H263V78H262V76ZM4 76V75H3ZM8 76H10V75H8ZM32 76V75H31ZM31 76H28V78L26 79L27 81H25V82H28V83H26V89L27 90H29V91H32L33 90V88H36V89H38V87H40V82L38 83V79H35L36 77H31ZM35 76V75H34ZM84 76V75H83ZM83 76L82 75H76V76H74V78H66V76H65V79H64V81H59L58 83H57V81L56 80H54L55 82H52L50 85L51 86H47L46 88H49V89H46V90H49V92H51L52 93V96L54 97V98H52V96H51V98L53 99V102L54 103H52V104H54V105H57V103L60 105L61 103H66L67 102V100L68 99H70L71 98V96L73 95V94H75L76 95V93H77V91L79 92V90H78V88L81 86V81H83L84 80V78H83ZM261 76V77H260ZM6 77V76H5ZM57 77V76H56ZM61 77V76H60ZM115 77V76H114ZM1 78V77H0ZM37 78H39V77H37ZM86 78V77H85ZM261 78V79H260ZM41 79V78H40ZM43 79V78H42ZM61 79H62V77H61ZM83 79V80H82ZM4 80V79H3ZM88 79L86 78V80L85 81H87ZM92 80V79H91ZM5 81V80H4ZM40 81V80H39ZM43 81V80H42ZM48 81V80H47ZM50 82H51V80H49ZM95 81H97V80H95ZM123 81V80H122ZM13 82V81H12ZM89 82V81H88ZM93 82V81H92ZM126 82V81H125ZM5 83V82H4ZM16 83V82H15ZM121 83V82H120ZM138 83V82H137ZM153 83V84H154ZM172 83V82H171ZM90 84V83H89ZM93 84V83H92ZM92 84H91V86H92ZM95 84V83H94ZM108 84V83H107ZM106 84V85H107ZM127 84V83H126ZM142 84V83H141ZM199 84V85H198ZM2 85V84H1ZM8 85V84H7ZM17 85V84H16ZM25 85V84H24ZM49 85V84H48ZM83 85V84H82ZM119 85V84H118ZM121 85V84H120ZM146 86H147V83L145 84ZM145 85H143V86H145ZM45 86V85H44ZM107 86H109V85H107ZM116 86H117V84H116ZM115 86V87H116ZM170 86V85H169ZM174 86V87H173ZM238 86V87H237ZM3 87V88H2ZM2 87H0V175H6L5 173H8L9 171H11L14 167L16 168L18 165H19V170H20V174L19 175H21L22 177V179H25V183H24V186H25V191L24 192H22V194L20 195V196H14V197H12V198H9V200H11L10 202H9V205L13 202V201H15L16 199L18 200L20 197L22 198V199H26V200H28L29 202H30V200L31 199H34L33 197L36 195L35 194V185L36 184H38V182H39V184H41V183H45L44 185L46 186L47 184H49L48 182H49V180H51V178H52V176L54 177V175H51V177L49 176V174L52 172V170H54L55 169V167L57 166V163H51V162H47V161H44L43 162V158H41L42 157V155H44V153L41 155V157H40V155L38 154L37 155V151L33 148V147H30V146H28V145H24L23 144V142L21 141V140H24V142H25V140H28V141H32V142H36V143H39L41 146H43V147H48L49 148V146H52V148H53V151H55L54 152V154H58L59 155V157L62 159V163L65 165V167H66V165L68 166V164H73V163H78V162H82V159H83V157L81 158L80 156H78V154H77V148L75 147H72V145L70 144L69 146H67L69 143L67 142V144L65 143V141H63V140H61L60 138H59V140H58V137H57V132H59V133H61L62 131L64 132V130H60L59 129V127L61 126V123L63 124L64 122H62V121H60V119H57V121L60 123H57V121L54 119V118H56V117H58L57 116V114H56V112L54 113V112H52L53 110L52 109H50L51 111H50V113H54V114H56V117L54 116V118L50 115V114H48L47 116H45V117H42L43 116V113H45L46 111H49V108L51 107V108H55V107H53L54 105H51V106H49V101L50 100H48V99H50V97H47V98H45V96H42V95H39L38 94V98L36 97V95L34 96H32L31 95V93L29 92V91H24V90H20V89H12V88H4V85L2 86ZM84 87V86H83ZM163 87V86H162ZM195 88V90H192V88ZM112 88V87H111ZM110 88V89H111ZM144 88V87H143ZM153 88H154V86H153ZM35 89V90H36ZM42 89V88H41ZM44 89V88H43ZM115 89V88H114ZM155 89V88H154ZM160 89H161V87H160ZM163 89V88H162ZM113 91V90H112ZM36 92V91H35ZM38 92V91H37ZM43 92V91H42ZM114 92V91H113ZM150 92H153L152 90L150 91ZM47 93V92H46ZM45 93V94H46ZM160 93V92H159ZM161 93H162V91H161ZM235 94V95H234ZM49 95V94H48ZM48 95H46V96H48ZM81 95V94H80ZM153 95V94H152ZM232 95H233V97H232ZM259 95V96H258ZM156 96V97H155ZM20 97H22V100H20ZM30 97H32V99H34V98H36V100L34 101L36 104H32V102H30V100H28ZM82 97V96H81ZM148 97V96H147ZM28 98V99H27ZM79 98V97H78ZM150 99H152V97L150 98ZM153 99H152V101H153ZM149 100V99H148ZM256 100V101H255ZM55 101L57 102V103H55ZM146 101V100H145ZM144 101V102H145ZM150 101V100H149ZM149 101H146V102H149ZM83 102V101H82ZM111 102V101H110ZM109 102V103H110ZM40 103H43V106H41L42 108H44L46 111H40L39 109L40 108H38V106H37V104L38 105H40ZM116 103H117V101H116ZM115 103V104H116ZM101 104H103V102L101 103ZM105 104V103H104ZM104 104H103V106H104ZM114 104V105H115ZM120 102H118V106L120 107ZM257 104H255L256 105V107H255V109H257L258 108V106H257ZM58 105V106H59ZM112 105H113V103H112ZM117 105V104H116ZM125 105V104H124ZM126 105H127V107L126 108H129L128 106V104L126 103ZM125 105V106H126ZM157 105V104H156ZM262 105V104H261ZM69 106H71V105H69ZM101 106V105H100ZM99 106V107H100ZM116 107L117 109L119 108V107ZM153 106H155V105H153ZM180 106V107H179ZM181 106H183V107H181ZM68 107V106H67ZM73 107H74V105H73ZM107 108H109L108 106H106ZM106 107H104V108H106ZM259 107H260V105H259ZM81 108V107H80ZM86 108V107H85ZM106 108V109H107ZM111 108V107H110ZM121 108H122V106L118 109V111H117V114H113V112H111L110 113V115L112 116L111 117V119L112 118H114V124H113V126L114 125H117V123L118 122H116L117 121V119L120 121V123L123 125V127H126L124 130L127 132V128H129V127H131L130 125H131V121L129 120V116L127 115V113L129 112L128 110L129 109H132L131 107L127 110L126 109V111H124L123 110V108H122V110H121ZM136 108V107H135ZM64 109V108H63ZM102 109V108H101ZM105 109V110H106ZM116 109V110H117ZM134 109V108H133ZM153 109V108H152ZM263 109H264V107H263ZM251 110V111H252ZM58 111V110H57ZM72 111V110H71ZM74 111V110H73ZM87 111H88V108H87ZM110 111H112V109L111 110H109V112ZM113 111H115V110H113ZM152 111H154V110H152ZM158 111H157V113H158ZM163 111V112H164ZM254 111V110H253ZM252 111V112H253ZM43 112V113H42ZM103 112V111H102ZM108 111H106L105 113H107ZM47 113H49V112H47ZM61 113V112H60ZM69 113V112H68ZM104 113V114H105ZM134 113H135V111H134ZM232 113H234V111L232 110ZM236 113H239V114H242V113H240V112H236ZM247 113H249L248 111H247ZM254 113V112H253ZM99 114V113H98ZM129 114V113H128ZM153 114H155L154 112H153ZM250 114H251V112H250ZM45 115H46V113H45ZM51 116V117H48V116ZM102 115V114H101ZM180 115V114H179ZM188 115V116H189ZM261 114H259V116H260ZM68 116V115H67ZM96 116H97V114H96ZM130 116H132V113H131V115ZM138 116V115H137ZM141 116V115H140ZM140 116H139V118H138V120L140 119ZM244 116V115H243ZM262 116V115H261ZM104 117V116H103ZM109 117V116H108ZM164 119H163V118ZM171 117V116H170ZM178 117H180V116H178ZM193 117V116H192ZM227 117V116H226ZM245 117V116H244ZM248 117V116H247ZM263 117V119L261 118V117H259V120L260 119H262V120H264V115L262 116ZM59 118V117H58ZM61 118V117H60ZM65 118V117H64ZM74 118V117H73ZM131 118H134L133 116L131 117ZM136 118V117H135ZM176 118H177V116H176ZM185 118V117H184ZM188 118V117H187ZM189 118H190V116H189ZM225 118V117H224ZM230 117H228V119H229ZM251 118H253L252 116H251ZM97 119V118H96ZM110 119V118H109ZM191 119V118H190ZM241 119H242V117H241ZM254 119V118H253ZM252 119V120H253ZM93 120V119H92ZM147 120H149V119H147ZM177 120H178V118H177ZM180 120V119H179ZM246 118L244 119V122H246ZM249 120H251V119H249ZM249 120H248V125H249V127L251 128V127H256V125H259L258 127H259V129L260 128H262V129H264V124H262L263 122L262 121H259L257 124H256V120L255 121H250L249 122ZM27 121V122H26ZM102 121V120H101ZM135 121H136V119H135ZM146 121V120H145ZM173 121V120H172ZM221 121V122H222ZM225 121V120H224ZM242 121V120H241ZM92 122V121H91ZM139 122V121H138ZM141 122L143 123V124H145L148 128H149V130H150V132H159V131H161V128H156V126L154 127H151L150 125H149V123L148 124H146L147 123V121L144 123L142 120H141ZM179 122V121H178ZM255 122V123H254ZM260 122H262L261 124H260ZM81 123V122H80ZM120 123H119V125H120ZM137 123V122H136ZM140 123V122H139ZM139 123H137V124H139ZM160 123H158L159 125H160ZM175 123H176V121H175ZM84 124H86V123H84ZM154 124V123H153ZM166 124V123H165ZM206 124H205V126H206ZM213 124H215V123H213ZM220 124V123H219ZM239 124H241L242 125V122L241 123H239ZM246 124H247V122H246ZM245 124V125H246ZM256 124V125H255ZM74 125V124H73ZM82 125H83V123H82ZM91 125V124H90ZM94 125H96V124H94ZM98 125V124H97ZM105 125V124H104ZM141 125V124H140ZM162 125V124H161ZM210 125H212V124H209V126L208 127H210ZM224 125V124H223ZM236 124L235 123H233V126L234 127H236L237 128V126H235ZM240 125V126H241ZM66 126H68V125H66ZM70 126V125H69ZM92 126H93V124H92ZM102 126V125H101ZM106 126H108V125H106ZM144 125H142V127H143ZM219 126H221V125H219ZM225 126V125H224ZM224 126H223V128H224ZM227 126H228V124H227ZM230 126L232 127V123H230ZM230 126H229V129H231L230 128ZM243 126V125H242ZM247 126V125H246ZM72 127V126H71ZM85 127V126H84ZM89 127V126H88ZM111 127V126H110ZM135 127V126H134ZM191 127V126H190ZM222 127V126H221ZM220 127V128H221ZM226 127V126H225ZM248 127V126H247ZM258 127H256L257 128V131H258V133L256 134V136L254 135L255 133H253V135H254V137H252L251 135H250V137H251V139H252V141H253V139H255L256 141H258L260 144L264 141V136L260 133L259 134V129H258ZM61 128V127H60ZM63 128H65V126L64 127H62L61 129H63ZM70 128V127H69ZM68 128V129H69ZM102 128V127H101ZM103 128H104V126H103ZM102 128V129H103ZM115 128V127H114ZM121 128V129H122ZM138 128V127H137ZM139 128H141V127H139ZM147 128V129H148ZM223 128H221V129H223ZM227 128V127H226ZM225 128V129H226ZM236 128L234 129L235 130V132H236ZM243 128V127H242ZM241 128V129H242ZM253 128V129H254ZM256 128L254 129V130H256ZM59 129V130H58ZM73 129V128H72ZM71 129V130H72ZM100 129V128H99ZM117 128H115V130H116ZM118 129H120L119 128V126H118ZM130 129V128H129ZM136 129V128H135ZM135 129H133V130H135ZM146 129V130H147ZM228 129V128H227ZM225 130V131H227L228 132V130ZM237 129H239V128H237ZM244 129V128H243ZM248 129V128H247ZM262 129H260V131H263ZM58 130V131H57ZM70 129L68 130V131H71ZM75 130V129H74ZM77 130V129H76ZM84 130V129H83ZM103 130H105L106 131V129L104 128ZM138 130V129H137ZM140 130H142V129H140ZM143 130H145V126H144V129ZM149 130L147 131V133L149 132ZM215 130V128H213V131ZM217 130V133H218V129H216ZM224 130V129H223ZM223 130L221 131V132H223ZM232 130V129H231ZM231 130H230V133H231ZM57 131V132H56ZM61 131V132H60ZM118 131V130H117ZM116 131V132H117ZM123 131V130H122ZM212 131V130H211ZM224 131V132H225ZM243 131V130H242ZM56 132V133H55ZM62 132V133H63ZM67 131H65V133H66ZM72 132V131H71ZM71 132H68V133H70L71 134ZM109 132V131H108ZM107 132V133H108ZM146 132V131H145ZM149 132V133H150ZM221 132H220V134H221ZM234 132V131H233ZM237 132H239V131H237ZM236 132V133H237ZM241 132V131H240ZM245 133H246V131H244ZM251 132V131H250ZM56 134V136H55V134ZM61 133V134H62ZM110 133H112L111 131H110ZM123 133V132H122ZM131 133V132H130ZM154 133V134H155ZM202 133V132H201ZM206 133H208V132H206ZM211 133H213V132H211ZM215 133V132H214ZM64 134V133H63ZM67 134V133H66ZM77 134V133H76ZM105 134V133H104ZM124 134H126V133H124ZM129 134V133H128ZM154 134H149L147 137H146V139H145V141L146 142H150V144H152V146H154L155 144H157V146H158V143H160V140L158 141V139L156 138L157 136H155ZM159 133H157V135H158ZM182 134V133H181ZM205 134V133H204ZM210 134V133H209ZM216 134V133H215ZM219 134V133H218ZM219 134V138H220V135ZM224 134V133H223ZM222 134V135H223ZM241 133H239V134H236L237 136H239ZM248 134V133H247ZM250 134V133H249ZM252 134V133H251ZM145 135V134H144ZM147 135V134H146ZM184 135V134H183ZM188 135V134H187ZM190 135V134H189ZM212 135V134H211ZM217 135V134H216ZM235 135V134H234ZM236 135L234 136V137H236ZM246 135V134H245ZM59 136V135H58ZM65 136V135H64ZM127 136V134L124 136V137H126ZM159 136V135H158ZM182 136V135H181ZM208 136V135H207ZM210 136V135H209ZM226 136V140L228 139L227 138V135H225ZM225 136H224V138H222V139H225ZM232 136H233V134H232ZM241 136V135H240ZM239 136V137H240ZM54 137H55V139H56V142H57V140L59 141V143H55V141H53V139H54ZM60 137H61V135H60ZM76 137V136H75ZM78 137V136H77ZM87 137V136H86ZM106 137L107 136H105V139H106ZM113 137V136H112ZM112 137H107V138H109V139H111ZM122 137V136H121ZM205 137V136H204ZM231 137V136H230ZM246 137V136H245ZM62 139H63V136L61 137ZM79 138H81V137H79ZM78 138V139H79ZM88 138V137H87ZM102 138V137H101ZM120 138V137H119ZM185 138H186V136H185ZM211 139L213 138L214 139V137H210ZM217 138V137H216ZM218 138V139H219ZM237 138V137H236ZM241 138V137H240ZM77 139V140H78ZM99 139V138H98ZM243 139V138H242ZM247 139V138H246ZM231 140V139H230ZM245 140V139H244ZM27 141V142H28ZM67 141V140H66ZM100 141V140H99ZM191 141V140H190ZM210 141V140H209ZM219 141H221V140H219ZM229 141V140H228ZM236 141V140H235ZM242 141V140H241ZM81 142V141H80ZM178 142H180L179 140H178ZM183 142H187V139H186V141H185V139H184V141H182V145H183V147H184V144H183ZM198 142V141H197ZM201 142V141H200ZM227 142V141H226ZM243 142V141H242ZM77 143V142H76ZM103 143V142H102ZM137 143V142H136ZM220 143H222V142H220ZM229 143H231L230 141H229ZM228 143V144H229ZM244 143V142H243ZM259 143H257V145L259 144ZM264 143V142H263ZM28 144V143H27ZM75 144V143H74ZM80 144V143H79ZM113 144V143H112ZM139 144L140 143H138V146L136 147L138 150H139ZM196 144V143H195ZM207 144V143H206ZM217 144H218V142H217ZM226 144V143H225ZM232 145H233V143H231ZM247 144V143H246ZM254 144V143H253ZM36 145V144H35ZM141 145V144H140ZM144 145H146V144H143V145H141V147L143 146L144 147ZM147 145L149 146V144L147 143ZM146 145V146H147ZM180 145H181V142H180ZM179 145V146H180ZM216 145V144H215ZM235 145V144H234ZM234 145H233V147H234ZM241 145H242V143H241ZM244 145V144H243ZM261 145H264V144H261ZM76 146V145H75ZM80 146H81V144H80ZM79 146V147H80ZM134 146H135V144H134ZM134 146H133V148L132 149H134ZM185 146H186V144H185ZM219 146V145H218ZM221 146H224L223 144L221 145ZM245 146V145H244ZM141 147H140V149H141ZM151 147V146H150ZM149 147V148H150ZM155 147H156V145H155ZM165 147H166V145H165ZM225 147V146H224ZM227 147V146H226ZM232 147V148H233ZM251 147V146H250ZM253 147V146H252ZM263 147L264 146H262V148L261 149H263ZM105 148V147H104ZM115 148V147H114ZM120 148V147H119ZM146 148V147H145ZM145 148H143V149H145ZM197 148V147H196ZM208 148V147H207ZM210 148H211V146H210ZM209 148V149H210ZM217 148V147H216ZM220 148V150H221V147H219ZM223 148V147H222ZM228 148H229V146H228ZM231 148V147H230ZM258 148V147H257ZM113 149V148H112ZM123 149H125V148H123ZM136 149V150H137ZM147 149V148H146ZM156 149H158V148H156ZM162 149V148H161ZM166 149V148H165ZM171 149V148H170ZM181 149V148H180ZM184 149V148H183ZM182 149V151H184ZM233 149H236V147L235 148H233ZM239 149H240V147H239ZM239 149H236V150H239ZM38 150V149H37ZM40 150V149H39ZM130 151V149L128 148L127 149V152H129ZM153 150V149H152ZM169 150V149H168ZM174 150H176V149H174ZM179 150V149H178ZM178 150H177V152H178ZM190 150V149H189ZM249 150H250V148H249ZM251 150H252V148H251ZM264 150V149H263ZM262 150V151H263ZM43 151V150H42ZM81 151V150H80ZM105 151H107V150H105ZM114 151V150H113ZM123 151V150H122ZM132 151V150H131ZM130 151V152H131ZM134 151V150H133ZM132 151V152H133ZM148 151H149V149H148ZM164 151V150H163ZM173 151V150H172ZM179 151H181V150H179ZM186 151V150H185ZM204 151V150H203ZM212 151H215V150H213V148H212ZM219 151V150H218ZM224 151V150H223ZM229 151H230V149H229ZM233 151V150H232ZM258 151H260V153L262 154V151L261 150H259L258 149ZM125 152V151H124ZM124 152H122V153H124ZM129 152V153H130ZM131 152V153H132ZM137 152V151H136ZM150 152V151H149ZM207 152H209V151H207ZM211 152V151H210ZM231 152V151H230ZM229 152V153H230ZM233 152H235V150L233 151ZM240 152V151H239ZM250 152V151H249ZM252 152H253V150H252ZM252 152H250V153H252ZM49 153H51V152H49ZM115 153V152H114ZM121 153V152H120ZM140 153H141V151H140ZM151 153V152H150ZM167 153V152H166ZM173 153V152H172ZM178 153H180V152H178ZM187 153V152H186ZM192 153V152H191ZM224 153H225V151H224ZM226 153H227V151H226ZM228 153V154H229ZM255 153V152H254ZM259 153V152H258ZM259 153V154H260ZM41 154V153H40ZM128 154V153H127ZM145 154H146V152L144 151V155H142V153H141V156H145ZM149 154V153H148ZM148 154H146V157H147V155ZM153 154V152L151 153V155ZM169 155H171L170 153H168ZM174 154V153H173ZM185 154V153H184ZM201 154V153H200ZM206 154H208V153H206ZM211 155H212V153H210ZM219 154H220V152H219ZM240 154V153H239ZM57 155V156H58ZM113 155V154H112ZM132 155V154H131ZM224 155V154H223ZM222 155V156H223ZM231 155H232V152H231ZM235 155H237L236 153H235ZM250 155V154H249ZM56 156V155H55ZM118 156H120V155H118ZM149 156H150V154H149ZM148 156V157H149ZM167 156V155H166ZM180 158H181V156L180 155H178ZM199 156V155H198ZM212 156H216V155H212ZM234 156V154L231 156L232 158H234L233 157ZM241 156V155H240ZM235 157V159H232V158H230V160H231V162H230V164L233 162V163H235V164H237V168H231L230 167V169H228L229 168V166H225L226 167V172H227V170H229V171H231L232 173H234L235 172V175L234 174H231L232 175V177H231V175L229 174V175H224L225 177H223V178H220V180L221 181H219L218 179V181L219 182H222V189H223V191H227L229 188H230V186L232 187V186H234V185H232V184H235L236 182H239V183H241L244 179H246V176H247V179H246V181H243L241 184H244V182H245V184H247L249 181H250V183H251V180L252 181H255L256 180V182L255 183H257L258 184V186H257V184L256 185H254L255 186V191L258 193V191H259V193L261 194V192H264V189L260 192V189H262V188H264V163H262L261 161L260 162H258V164L260 165V164H262V165H260V166H262V167H260L259 169H258V167H257V165L258 164H255L256 166L254 167L255 169L257 168L258 169V171H257V169H256V172H254V173H251L252 171H250L251 169H249V172H247V170L246 169H242V167H244V164L246 163V161H245V158L244 157ZM243 156V155H242ZM244 156H246V155H244ZM247 156H248V154H247ZM251 156V155H250ZM255 156V155H254ZM253 156V157H254ZM260 156V155H259ZM139 157V156H138ZM142 157V158H143ZM147 157V158H148ZM151 157V156H150ZM149 157V159H152L151 161H153V157H151L150 158ZM170 156H168V158H169ZM183 157V156H182ZM195 157V156H194ZM217 157H218V155H217ZM220 158H221V155L219 156ZM225 157V156H224ZM230 157V156H229ZM252 157V156H251ZM263 157V156H262ZM145 158V157H144ZM156 158V157H155ZM161 158V157H160ZM167 158V159H168ZM180 158H178V160L180 159ZM228 158V157H227ZM246 158H248V157H246ZM250 158V157H249ZM255 158H256V156H255ZM52 159V158H51ZM54 159H55V157H54ZM60 159V160H61ZM113 159H117V158H113ZM128 159H130V158H128ZM135 159H137V157L135 158ZM139 159V158H138ZM183 159V158H182ZM193 159V158H192ZM229 159V158H228ZM252 159V158H251ZM53 160V159H52ZM51 160V161H52ZM56 160H59V159H57L56 158ZM105 160H107L106 158H105ZM132 160H133V158H132ZM155 160H157V158L155 159ZM176 160H177V158H176ZM200 160H202V159H200ZM232 160H234V161H232ZM256 160V159H255ZM110 161V160H109ZM147 161V160H146ZM167 161V160H166ZM172 161V160H171ZM180 161V160H179ZM182 161V160H181ZM180 161V163H182ZM227 161V160H226ZM226 161H225V164H226ZM248 161H251V160H248ZM253 161V160H252ZM59 162V161H58ZM136 162V161H135ZM139 162H140V160H139ZM142 162V161H141ZM148 162H150V161H148ZM162 162V161H161ZM183 162H185V161H183ZM229 162L227 163V164H229ZM109 163V162H108ZM156 163V162H155ZM163 163V162H162ZM170 163V162H169ZM179 163V162H178ZM180 163L178 164V165H180ZM204 163V162H203ZM212 163V162H211ZM232 163V164H233ZM115 164V163H114ZM135 164V163H134ZM139 164V163H138ZM150 164V163H149ZM148 164V165H149ZM160 164V163H159ZM185 164V163H184ZM214 164V163H213ZM220 165H222V163L220 162L219 163ZM17 165V166H16ZM105 165V164H104ZM154 165H157V163L156 164H154ZM168 165V164H167ZM182 165V164H181ZM218 165V164H217ZM217 165H215L214 166V168L217 166ZM258 165V166H259ZM88 166V165H87ZM110 166V165H109ZM114 167L116 166V165H113ZM118 166H119V164L116 166L117 168H118ZM128 166V165H127ZM142 166V165H141ZM146 166H147V162H146ZM158 166V165H157ZM177 166V165H176ZM191 166V165H190ZM219 166V165H218ZM59 167V166H58ZM58 167H57V169H58ZM61 167V166H60ZM63 167V166H62ZM70 167H72V166H70ZM91 167V166H90ZM113 167V171L116 169V168H114ZM120 167V166H119ZM124 167V166H123ZM130 167V166H129ZM128 167V168H129ZM136 167V166H135ZM150 167V166H149ZM159 167V166H158ZM163 167V166H162ZM165 167V166H164ZM168 167V166H167ZM221 167V166H220ZM224 166L223 167H221V168H225ZM228 167V168H227ZM245 167H247L246 166V164H245ZM16 168V169H17ZM64 168V167H63ZM88 168V167H87ZM128 168L126 167L125 169L127 170V171H129L128 170ZM191 168V167H190ZM218 168V167H217ZM70 169H72V171H73V169H75L76 170V168H70ZM70 169H68L67 167H66V169H65V171L67 170H70ZM83 169H84V167H83ZM86 169V168H85ZM120 169V168H119ZM137 169H138V167H137ZM140 169V168H139ZM142 169V168H141ZM149 169H151V168H149ZM149 169H148V171L147 170H143L142 169V171H144V172H149ZM155 169V167L153 168V170ZM186 169H187V167H186ZM15 170V169H14ZM117 170V169H116ZM132 170V169H131ZM157 170V169H156ZM155 170V171H156ZM162 170V169H161ZM164 170V169H163ZM184 170V169H183ZM205 170V169H204ZM207 170V169H206ZM223 170V169H222ZM221 170V171H222ZM246 171V172H244V171ZM57 171V170H56ZM71 171V170H70ZM79 171V170H78ZM90 171H92L91 169H90ZM126 171V173H128ZM136 171V170H135ZM154 171V172H155ZM179 171V170H178ZM212 171H214V170H212ZM221 171H219V172H221ZM1 172H3V173H1ZM58 172V171H57ZM75 172V171H74ZM80 172H82V171H80ZM87 172V171H86ZM94 172H95V170H94ZM114 172H116V171H114ZM130 172V171H129ZM133 172V171H132ZM204 172V171H203ZM215 172H217V171H215ZM225 172V173H226ZM237 172H238V174H237ZM47 173H49L48 175H46L44 178H43V176L45 175V174H47ZM69 173V172H68ZM118 172H116L115 173V175L117 174ZM123 173H125V171L123 172ZM122 173V174H123ZM156 173V172H155ZM180 173V172H179ZM178 173V174H179ZM243 173V175L244 174H246V175H240V176H237V175H239V174H242ZM15 174V173H14ZM76 174V173H75ZM80 174V173H79ZM83 174V173H82ZM90 174H92L91 172H90ZM118 174H121V173H118ZM141 174V173H140ZM154 174V173H153ZM207 174H208V172H207ZM209 174H212L211 172L209 173ZM216 174V173H215ZM220 174V173H219ZM222 174H224V173H222ZM254 174V175H253ZM114 175V174H113ZM112 174H111V176H113ZM115 175H114V177H115ZM125 175V174H124ZM127 175V174H126ZM132 175V177H133V175L134 174H131L130 173V175H128L129 177ZM141 175H143V174H141ZM148 174H146L145 173V176H147ZM150 175H152L151 173H150ZM150 175H148V177H150ZM155 175V174H154ZM158 175V174H157ZM11 176V175H10ZM69 176V175H68ZM110 176V177H111ZM118 176V175H117ZM161 176H163L162 174H161ZM193 176V175H192ZM197 176H198V174L195 176L196 177V179H197ZM206 176V175H205ZM1 177V176H0ZM8 177V176H7ZM62 177V176H61ZM89 177V172L85 175V174H83V175H76V176H74V177H71V178H61V181H59V182H56V184H57V189H61V190H64L65 189V191H66V189L67 190H69V189H71L72 190V192H73V189H76L77 190V188H80V187H82V185H84L85 183H86V180L88 181V178ZM120 177H122L121 175H120ZM125 177V176H124ZM129 177H127V178H120V179H118V178H115V179H113V177H111L112 179H110V180H112L111 182H108L107 184V188L109 187V184L111 183V187L110 188H108L109 190H114V189H118L119 188V186H123V184L124 185H130V180H128V179H132V181H133V178H135V177H133V178H129ZM148 177H146L145 179H140L141 177H139V181H138V178H137V182H141V184L142 183H144V185H146V184H149V185H153V186H155V184L157 185L158 183H156V179H157V181H158V178H153V176L151 177V178H148ZM188 177V176H187ZM190 177V176H189ZM202 177H203V175H202ZM202 177H200V178H202ZM207 177V176H206ZM209 177V176H208ZM212 177V176H211ZM217 177H220L219 175L217 176ZM250 177H252V179L251 180H249V178ZM14 178V177H13ZM88 178V179H87ZM148 178V179H147ZM199 178V177H198ZM215 178L216 177H214V180H215ZM242 178H244V179H242ZM53 179V178H52ZM191 179V178H190ZM203 179H205V178H203ZM241 179H242V181H241ZM136 180V179H135ZM174 180V179H173ZM193 180V179H192ZM212 182H213V180L212 179H210ZM216 180V181H217ZM7 181V180H6ZM197 181V180H196ZM210 181V182H211ZM217 181V182H218ZM2 182V181H1ZM20 182V181H19ZM163 182V181H162ZM216 182V183H217ZM219 182H218V184H219ZM234 182V183H233ZM54 183V182H53ZM132 183V182H131ZM135 183V182H134ZM160 183V182H159ZM239 183H237L235 186H237V185H239L240 186V184ZM254 183V184H255ZM16 184V183H15ZM52 184V183H51ZM162 184V183H161ZM182 184V183H181ZM189 184V183H188ZM1 185V184H0ZM87 185H88V183H87ZM132 185V184H131ZM136 185V184H135ZM179 185V184H178ZM191 185V184H190ZM207 185V184H206ZM212 185V184H211ZM216 185L217 184H215V186H211V187H215L216 188ZM2 186V185H1ZM5 186V185H4ZM38 186V185H37ZM40 186V185H39ZM48 186V185H47ZM85 187H86V185H84ZM122 186L119 188V190L120 189H123L122 188ZM134 186V185H133ZM137 186V185H136ZM160 186V185H159ZM180 186V185H179ZM207 186H209V185H207ZM218 186V185H217ZM242 186V185H241ZM244 186H246V185H244ZM244 186H242V187H244ZM247 186H248V184H247ZM130 187V186H129ZM157 187V186H156ZM166 187V186H165ZM211 187H210V190L212 191V189H211ZM219 187H221V186H219ZM260 188L258 191L256 190L257 188ZM17 189H18V187H16ZM55 188V187H54ZM107 188H105V190H107ZM149 188V187H148ZM159 188H161V187H159ZM180 188V187H179ZM185 188V187H184ZM206 188V187H205ZM254 188V187H253ZM14 189V188H13ZM86 189V188H85ZM150 189V188H149ZM156 189V188H155ZM165 189V188H164ZM172 189V188H171ZM208 189V188H207ZM233 190H234V188H232ZM76 190H74V191H76ZM103 190V189H102ZM109 190H107V191H109ZM160 190V189H159ZM163 190V189H162ZM167 190H168V188H167ZM230 190H231V188H230ZM232 190V191H233ZM240 190V189H239ZM249 190H250V188H249ZM9 191V190H8ZM84 191V190H83ZM106 191V192H107ZM116 191V190H115ZM121 191V190H120ZM129 191V190H128ZM127 191V192H128ZM139 191V190H138ZM158 191V190H157ZM161 191V190H160ZM172 191V190H171ZM178 191V190H177ZM176 191V192H177ZM200 191H201V189H200ZM200 191L198 192L200 195H204L203 193H205V192H203V190L201 191V192H203V193H200ZM205 191V190H204ZM208 191V194H209V189L207 190ZM211 191H210V194L209 195H211L212 193H211ZM213 191H214V189H213ZM212 191V192H213ZM215 191H217V190H215ZM235 191V190H234ZM252 191V190H251ZM7 192V191H6ZM19 192H20V190H19ZM58 192V191H57ZM59 192H61V191H59ZM71 192V191H70ZM103 192H104V190H103ZM106 192H104V193H106ZM111 192V191H110ZM110 192H108V193H110ZM122 192V191H121ZM131 192V191H130ZM175 192V193H176ZM195 192V191H194ZM218 192V191H217ZM231 192V191H230ZM242 192V191H241ZM243 192H245V191H243ZM253 192V191H252ZM5 193V192H4ZM13 193V192H12ZM62 193V192H61ZM100 193V192H99ZM107 193V194H108ZM111 193H113V191L111 192ZM117 193V192H116ZM116 193H115V195H116ZM140 193V192H139ZM174 193V192H173ZM222 193V192H221ZM224 193V192H223ZM222 193V194H223ZM235 193V192H234ZM246 193V192H245ZM258 193V194H259ZM8 194V193H7ZM73 194V193H72ZM72 194H70V195H72ZM123 194V193H122ZM138 194V193H137ZM145 194H147V193H145ZM171 194V193H170ZM178 194H180V193H178ZM207 194V195H208ZM216 194V193H215ZM228 194V193H227ZM231 194V193H230ZM16 195V194H15ZM102 195V194H101ZM111 195V194H110ZM119 195V194H118ZM188 195V194H187ZM208 195V196H209ZM218 195V194H217ZM220 195V194H219ZM229 195V194H228ZM237 195H239V194H237ZM256 195V194H255ZM39 196V195H38ZM37 196V197H38ZM73 196H75V195H73ZM77 196V195H76ZM163 196V195H162ZM173 196V195H172ZM175 196V195H174ZM190 196V195H189ZM227 196V195H226ZM232 198H233V196H232V194L230 195ZM236 196V195H235ZM261 196V195H260ZM6 197V196H5ZM36 197V196H35ZM36 197V198H37ZM50 197V196H49ZM49 197H47V199H49ZM112 197V196H111ZM113 197H117V196H113ZM112 197V198H113ZM142 197V196H141ZM171 197V196H170ZM230 197V198H231ZM4 198V197H3ZM2 198V199H3ZM7 198V197H6ZM6 198H4V199H6ZM39 198V197H38ZM73 198V197H72ZM111 198V199H112ZM144 198V197H143ZM143 198H142V201H143ZM145 198H146V196H145ZM156 198V197H155ZM167 198H169V197H167ZM227 198H229V197H227ZM4 199H3V204H5V203H7V202H5L4 201ZM8 199V198H7ZM114 199V198H113ZM117 199V198H116ZM164 199V198H163ZM187 199V198H186ZM247 199V198H246ZM21 200V199H20ZM46 200V199H45ZM51 200V202L53 201L52 200V198L50 199ZM109 200V199H108ZM115 200V199H114ZM132 200V199H131ZM136 199H134V201H135ZM153 200V199H152ZM159 200V198L157 199V201ZM188 200V199H187ZM229 200V199H228ZM1 201V200H0ZM32 201V200H31ZM49 201V200H48ZM110 201V200H109ZM112 202H113V200H111ZM130 202L129 203V201H128V203L129 204H126L127 202H125V203H122L121 204V207H120V205H118V206H116L115 208H119L118 210H117V212L118 211H120V210H124V211H126V210H129L131 207H133L135 204H139V200L136 202ZM147 201V200H146ZM145 201V202H146ZM151 201V200H150ZM161 201V200H160ZM169 201V200H168ZM246 201V200H245ZM256 201V200H255ZM262 201V200H261ZM2 202H0V204H2ZM5 202V203H4ZM54 202V201H53ZM153 202V201H152ZM155 202V201H154ZM153 202V203H154ZM167 202V201H166ZM188 202V201H187ZM214 202V201H213ZM227 201H225V203H226ZM15 203V202H14ZM13 203V205H15ZM18 203H21V202H18ZM23 203V202H22ZM55 203V202H54ZM53 203V204H54ZM61 203V202H60ZM144 203V202H143ZM164 203V202H163ZM168 203H170V202H168ZM179 203V202H178ZM215 203V202H214ZM25 204V203H24ZM175 204V203H174ZM217 204H219V202L217 203ZM228 204V203H227ZM237 205H239V203H236ZM247 204V203H246ZM9 205H7L8 206V208H6V210H8L9 211ZM12 205V204H11ZM20 205H23V204H20ZM26 205V204H25ZM59 205V204H58ZM140 205H142V204H140ZM140 205H138L139 207H140ZM163 205V204H162ZM197 205H198V203H197ZM235 205V204H234ZM16 206H17V202H16ZM24 206V205H23ZM22 206V207H23ZM49 206H53L52 204H50ZM54 206H56V203L54 204ZM110 206H112V205H110ZM223 206V205H222ZM241 206V205H240ZM242 206H243V204H242ZM0 207H2V206H0ZM129 207V208H128ZM146 207V206H145ZM145 207H143V208H145ZM200 207V206H199ZM229 207H230V205H229ZM11 208V207H10ZM53 208V207H52ZM120 208H122V209H120ZM135 208H137V206H135ZM141 208V207H140ZM142 208V209H143ZM147 208V207H146ZM158 208V207H157ZM165 209L166 207H162V209ZM203 208V207H202ZM244 208V207H243ZM46 209H49V208H46ZM155 209V208H154ZM159 209V208H158ZM157 209V210H158ZM237 209H239V208H237ZM11 210H12V208H11ZM104 210H106V208L104 209ZM111 210V209H110ZM114 210V209H113ZM112 210V212H114ZM141 210V209H140ZM202 210V209H201ZM8 211H6L7 213H8ZM108 211V210H107ZM131 211V210H130ZM5 212V213H6ZM54 212V211H53ZM97 212V211H96ZM98 212H99V210H98ZM106 211H104V213H105ZM117 212H114V213H112V214H114V215H112L111 214V212H107V216L109 217V218H107V216L105 217V218H103V219H109L110 220V217H112L113 216V218L112 219H114V220H112V221H114L115 222V218L116 217H114V216H116V213ZM58 213V212H57ZM92 213H94V212H92ZM119 213V212H118ZM120 213H122V211L120 212ZM126 214H127V212H125ZM134 213H136V212H134ZM60 214V213H59ZM58 214V215H59ZM96 214V213H95ZM124 214V213H123ZM123 214L121 215L122 217H124L123 216ZM3 215V214H2ZM57 215V216H58ZM67 215V214H66ZM112 215V216H111ZM8 216V215H7ZM90 216H92V217H94V216H96V215H94V214H92V215H90ZM119 216V215H118ZM126 216V215H125ZM245 216V215H244ZM49 217V216H48ZM89 217V216H88ZM104 217V216H103ZM127 217V216H126ZM247 217V216H246ZM3 218V216L1 217V219ZM4 218H5V215H4ZM3 218V219H4ZM53 218V220H50L49 222H51V225H52V227L56 224V222H55V224L53 225V223H54V221H56V220H54V216L52 217L51 216V218L50 219H52ZM125 218V217H124ZM37 219V218H36ZM102 219V218H101ZM103 219H102V221H103ZM120 219V218H119ZM118 219V220H119ZM153 219V218H152ZM240 219V218H239ZM250 220V219H249ZM24 221V220H23ZM52 221H53V223H52ZM100 222H101V220H99ZM12 221L11 220H9V221H5L4 223L6 224V223H11ZM49 222H47V223H49ZM107 222V221H106ZM111 222V221H110ZM248 222V221H247ZM33 223V222H32ZM68 223V222H67ZM96 223V222H95ZM104 223V222H103ZM115 223H117V222H115ZM8 224H6L7 226H8ZM13 224H14V222H13ZM17 224V223H16ZM46 224V223H45ZM50 224V223H49ZM48 224V225H49ZM108 224V223H107ZM120 223L118 222L116 225H119ZM250 224V223H249ZM47 225V224H46ZM57 225V224H56ZM55 225V226H56ZM86 225H88V224H86ZM92 225H94V224H92ZM96 225V224H95ZM94 225V227L96 228V226ZM247 225V224H246ZM100 226H101V223H100ZM102 226H104V225H102ZM101 226V227H102ZM110 227V226H109ZM109 227L108 228H106V229H109ZM173 227V226H172ZM171 227V228H172ZM15 228V227H14ZM14 228H12V230L14 229ZM24 228V227H23ZM27 228V227H26ZM33 228V227H32ZM88 228H92V227H88ZM105 228V227H104ZM110 228H112V227H110ZM255 228V227H254ZM257 228V227H256ZM5 229V228H4ZM21 229V228H20ZM34 230H35V227L33 228ZM32 229V230H33ZM70 229V228H69ZM103 229V228H102ZM173 229V228H172ZM176 229H178V228H176ZM250 229V228H249ZM22 230V229H21ZM24 230V229H23ZM62 230V229H61ZM64 230V229H63ZM72 232H73V230L72 229H70ZM68 231V232H71V231ZM100 230V229H99ZM98 230V231H99ZM110 230V229H109ZM174 230V229H173ZM257 230V229H256ZM15 231H16V228H15ZM19 231V230H18ZM65 231V230H64ZM88 231V230H87ZM93 231H97V230H93ZM93 231L91 230V232L90 231H88L87 233H89L88 235V237L84 234V235H81V237L83 236H85L86 238H83L82 237V242H81V245L83 244V242H85V244H87L88 245V243L90 242L91 244H92V242L90 241V239H92L93 238V241H95L96 243H97V245L99 244L98 243V241L100 240V239H102L103 237H101L100 238V236L99 237H97V238H99L98 239V241H96V239L94 238V237H92V234H93ZM98 231H97V233H98ZM111 231H112V229H111ZM175 231V230H174ZM177 231V230H176ZM244 231V230H243ZM246 231H247V228H246ZM10 232L11 233H8V231H7V233L8 234H5V235H7V239L8 240H12L13 239V234H12V232L13 231H11L10 230ZM24 232V231H23ZM23 232H22V234H23ZM72 232L71 233H69L72 237H73V235H72ZM248 232V231H247ZM80 233V232H79ZM78 233V234H79ZM95 233V232H94ZM109 233H111V232H109ZM254 233V232H253ZM14 234H15V232H14ZM25 234H28V233H25ZM31 234H32V232H31ZM30 234V235H31ZM68 234V235H69ZM75 234V233H74ZM100 234V233H99ZM105 234V233H104ZM250 234V233H249ZM4 235V234H3ZM97 235V234H96ZM95 234H94V236H96ZM102 235V234H101ZM15 236H16V234H15ZM20 236V235H19ZM66 236V235H65ZM103 236V235H102ZM105 236V235H104ZM3 237V236H2ZM17 237V236H16ZM5 238V237H4ZM30 238H32V237H30ZM68 238L69 237H67V240H68ZM78 238H79V236H78ZM88 238V240H86ZM104 238H106V237H104ZM249 238V237H248ZM253 238V237H252ZM72 239V241H74V239L73 238H71ZM14 240L15 239H13V242H14ZM7 241V240H6ZM62 241V240H61ZM89 241V242H88ZM8 242V241H7ZM71 242V241H70ZM87 242V243H86ZM95 242L93 243L94 244V246H96V244H95ZM100 243L101 242H103V241H99ZM60 243H62V242H60ZM74 243H75V241H74ZM90 243H89V246L88 247H90L91 245H90ZM110 243V242H109ZM76 244H78V242H76ZM92 244V245H93ZM102 244V243H101ZM101 244H99V245H101ZM13 245V244H12ZM73 245H75V244H73ZM64 246V245H63ZM68 246V245H67ZM79 246V245H78ZM77 246V247H78ZM85 246V245H84ZM84 246H81V247H84ZM108 246V245H107ZM237 246V245H236ZM80 247V248H81ZM233 247V246H232ZM73 248V247H72ZM93 247L91 246V249H92ZM110 248H112V247H110ZM71 250V249H70ZM79 250H82V249H79ZM87 250H90V249H88L87 248ZM86 250V251H87ZM80 252H82V251H80ZM233 252H235V251H233ZM216 255V254H215ZM214 256V255H213ZM211 257V256H210ZM212 259V258H211ZM221 259V258H220ZM214 262V261H213ZM213 264V263H212ZM219 264V263H218Z\"/></svg>",
	"mask_w": 264,
	"mask_h": 264
}]
</instances>
